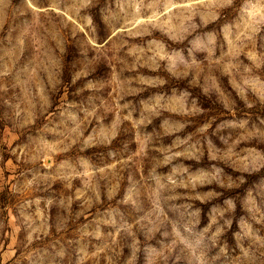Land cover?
Wrapping results in <instances>:
<instances>
[{"label":"rangeland","instance_id":"obj_1","mask_svg":"<svg viewBox=\"0 0 264 264\" xmlns=\"http://www.w3.org/2000/svg\"><path fill=\"white\" fill-rule=\"evenodd\" d=\"M0 264H264V0H0Z\"/></svg>","mask_w":264,"mask_h":264}]
</instances>
